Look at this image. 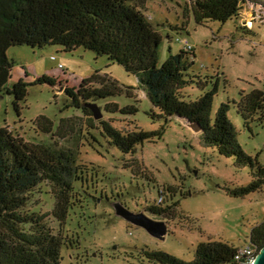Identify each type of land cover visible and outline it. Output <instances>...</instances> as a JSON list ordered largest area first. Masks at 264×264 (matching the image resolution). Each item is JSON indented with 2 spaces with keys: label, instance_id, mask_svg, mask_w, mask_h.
Segmentation results:
<instances>
[{
  "label": "rangeland",
  "instance_id": "1",
  "mask_svg": "<svg viewBox=\"0 0 264 264\" xmlns=\"http://www.w3.org/2000/svg\"><path fill=\"white\" fill-rule=\"evenodd\" d=\"M186 3V0L147 2V15L160 27L163 36L159 66L168 59L170 50L178 54L187 44L194 47L196 58L190 74L220 78L212 108L214 118L222 103L239 99L241 93L264 91V26L257 23L246 33L237 20L198 25L193 14L187 13ZM244 17L251 25L252 5L245 7ZM184 25L185 30H181ZM177 27L179 30H175ZM59 51L58 47L11 48L8 57L17 65L9 86L24 78L25 73L29 81L41 76L60 78L65 82L64 88L66 84L77 87L84 79L99 74L117 82L123 91L115 98L98 103L102 112L108 103H116L120 108L136 106L139 110L134 115L107 114L103 119H114L112 125L116 129L130 133L158 132L163 128L164 122L152 117L153 111L158 113L140 89L138 80L122 67L84 49L73 53ZM63 92L58 93L56 87L48 85L30 87L20 119L13 109L12 97L0 96V128L16 129L27 141L48 140L50 137L37 136L32 130V122L37 117L44 115L57 127L63 118L82 116L74 108L66 109L68 98ZM182 92L191 101L203 94L195 87L184 88ZM229 118L243 151L254 158L258 156L264 165V126L255 124L252 134L244 129L243 119L235 109L230 111ZM198 135L182 122L173 120L161 138L156 136L151 139L154 142L139 145L135 156L121 153L103 138L96 148L82 147L78 163L87 169L86 175L98 184L101 193L98 195V191L89 188V195L97 199L83 198V208L72 212L65 226L53 215L51 184L38 188L29 209L39 216L48 214L45 222L54 234L63 232L79 243L74 249L63 248L62 264H155L142 251L167 252L189 263L194 260L200 243L223 242L244 247L252 228L264 220V189L244 197L230 195L227 189L235 190L251 183L250 168L236 166L233 158L223 157L203 145ZM70 161L69 180L78 166ZM171 187L177 190L173 199L179 202V214L170 221L163 238L135 227L116 212L114 203L117 202L129 210L147 212V208L160 204L161 193L165 191V197L170 195L168 188Z\"/></svg>",
  "mask_w": 264,
  "mask_h": 264
},
{
  "label": "trees",
  "instance_id": "2",
  "mask_svg": "<svg viewBox=\"0 0 264 264\" xmlns=\"http://www.w3.org/2000/svg\"><path fill=\"white\" fill-rule=\"evenodd\" d=\"M186 1L187 13L193 14L198 25L237 20L246 33L257 23L264 26L262 16L253 20L252 25L244 20L245 6L261 4L258 0ZM147 2L0 0V96L12 97V106L19 119L30 87L48 85L54 88L65 84L60 78L50 76L29 81L25 73L24 78L9 86L17 63L8 57V51L28 46L33 49L58 47L61 53L84 49L98 57H106L111 64L119 65L138 80L140 89L158 113L153 111L152 117L164 122L158 132L130 133L116 129L112 125L114 119L103 117L116 113L134 115L139 110L136 106L120 108L116 103H108L102 112L98 103L115 98L123 91L117 82L96 74L77 87L66 84L63 90L68 98L66 109L74 108L82 116L63 118L57 127L44 115L32 122L34 133L50 137L48 140L31 142L16 129L0 128V264H62L63 248L70 250L74 245L79 246L77 240L64 236L63 232L54 234L45 222L48 214L37 215L29 209V204L38 188L51 184L55 202L53 215L65 226L71 213L83 208L85 191L89 188L99 190L98 184L86 175L87 169L79 165L78 156L82 147L96 148L102 138L121 153L135 156L139 145L154 142L151 139L156 136L161 138L170 122L188 120L199 124L198 138L203 145L223 157L233 158L240 168H250L251 183L247 187L227 189L230 195L244 197L264 189V165L258 156L254 158L243 151L229 118L230 111L235 109L243 119L244 129L254 134L255 124L264 126V91L241 93L239 99L222 103L212 118L220 78L190 74L196 58L192 46H185L178 54L170 50L168 59L159 66L163 36L160 27L147 15ZM185 26L181 30H185ZM187 87L197 88L203 92L202 96L195 101L185 98L182 91ZM91 104L98 105L101 119H95L88 107ZM71 159L78 166L69 180ZM168 191L171 196V188ZM164 194L165 191L160 194L162 201L166 198ZM147 212L164 213L158 206L147 208ZM247 245L258 250L264 247V220L252 228ZM240 248L223 242L200 243L195 249L194 260L189 263L163 251H147L143 255L155 264H241L235 259Z\"/></svg>",
  "mask_w": 264,
  "mask_h": 264
},
{
  "label": "water",
  "instance_id": "3",
  "mask_svg": "<svg viewBox=\"0 0 264 264\" xmlns=\"http://www.w3.org/2000/svg\"><path fill=\"white\" fill-rule=\"evenodd\" d=\"M56 88L58 93L64 90L63 86H57ZM88 107L92 110L96 120H99L103 117L100 108L97 104H91L88 105ZM181 122L185 126L190 128L194 133H200L199 124L190 122L188 120H182ZM114 206L119 216L124 218L130 224L145 229L152 236L157 238H163L167 234L168 227L165 222H163L162 220H156L153 217L149 216V212L134 213L119 202L115 203ZM254 264H264V247L260 250L259 254L257 255Z\"/></svg>",
  "mask_w": 264,
  "mask_h": 264
},
{
  "label": "flooded vegetation",
  "instance_id": "4",
  "mask_svg": "<svg viewBox=\"0 0 264 264\" xmlns=\"http://www.w3.org/2000/svg\"><path fill=\"white\" fill-rule=\"evenodd\" d=\"M90 193H91V191L89 189L88 194L87 195L85 194V196L92 198V199H95L96 197L90 196L89 195ZM99 193H101V192L99 191L98 195H99ZM171 193H172L171 196L169 195L166 198H164V201H161L160 204L158 205L159 210L164 212V213L157 215V217H160L162 219V221L165 222V224L167 225L168 228L170 225V221H173L179 214V210H178L179 202H176L173 199L177 193V190L171 187ZM102 196H103V193H102ZM99 200H100V198H99ZM114 205H115V203H114ZM131 211L134 213H139V210L135 209V208H132ZM142 253L144 254L145 252L142 251Z\"/></svg>",
  "mask_w": 264,
  "mask_h": 264
},
{
  "label": "built area",
  "instance_id": "5",
  "mask_svg": "<svg viewBox=\"0 0 264 264\" xmlns=\"http://www.w3.org/2000/svg\"><path fill=\"white\" fill-rule=\"evenodd\" d=\"M258 1H260L261 4H255V3H253V4L249 3L248 4V5L253 6V19L251 20V22L253 20H256V18H258L260 16H262L264 19V1H261V0H258ZM178 41H181V40L179 39ZM187 43L188 42H186V44ZM186 46L191 47L188 44ZM259 252H260V250H258L257 248H255L251 245H247V246L240 248L237 251V253L235 255V259L237 261H239L241 264H254L255 259H256L257 255L259 254Z\"/></svg>",
  "mask_w": 264,
  "mask_h": 264
},
{
  "label": "crops",
  "instance_id": "6",
  "mask_svg": "<svg viewBox=\"0 0 264 264\" xmlns=\"http://www.w3.org/2000/svg\"><path fill=\"white\" fill-rule=\"evenodd\" d=\"M245 18V17H244ZM252 25V24H251Z\"/></svg>",
  "mask_w": 264,
  "mask_h": 264
}]
</instances>
